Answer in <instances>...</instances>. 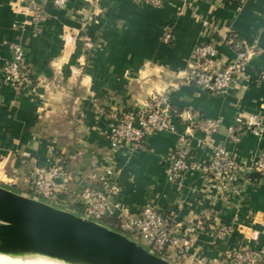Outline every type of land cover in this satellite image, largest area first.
<instances>
[{
  "label": "crops",
  "instance_id": "crops-1",
  "mask_svg": "<svg viewBox=\"0 0 264 264\" xmlns=\"http://www.w3.org/2000/svg\"><path fill=\"white\" fill-rule=\"evenodd\" d=\"M27 2L0 0V186L31 191V170L48 163L51 149L66 161L64 166L55 159L66 188L57 199L66 207L61 210L83 213V194L96 189L93 177L109 170L129 214L150 204L174 220L172 228L201 227L183 257L168 251L172 262L233 264L227 251L249 248L260 252L258 264H264V174L249 168L264 154V128L258 138L244 132L237 141L228 132L237 115H258L264 125V0H167L162 7L70 0L63 9L47 2L41 26L31 21ZM166 27L173 37L168 44L162 41ZM229 40L246 44L249 67L222 95L198 88L187 76L192 47L214 44L216 65L224 69L243 51ZM9 41L26 53L18 86L2 76L11 56L3 42ZM156 93L168 96L175 131L152 133L142 151L127 145L112 150L108 113L142 110ZM205 119L219 123L209 136L200 129ZM181 140L198 162L207 161L217 145L247 169L231 183L197 172L180 184L169 182L167 157ZM219 226L230 234L219 237ZM252 231L258 232L255 240Z\"/></svg>",
  "mask_w": 264,
  "mask_h": 264
},
{
  "label": "built area",
  "instance_id": "built-area-1",
  "mask_svg": "<svg viewBox=\"0 0 264 264\" xmlns=\"http://www.w3.org/2000/svg\"><path fill=\"white\" fill-rule=\"evenodd\" d=\"M70 0H28L27 9L30 12L31 21L41 26L46 18L44 4L49 2L56 9H63ZM145 3L153 7H162L167 0H133ZM187 4L188 0H173ZM171 30L164 28L162 41L168 44L172 40ZM10 51V59L2 67L3 81L12 86L20 85L25 78L26 53L21 44L16 41L3 42ZM236 48L242 46L243 51H238L235 61L229 63L224 69L216 65L217 51L214 44L204 42L195 44L191 49L192 64L189 66L187 76L198 88L215 95L224 94L235 83V74L243 72L249 67L251 54L246 44L231 42ZM260 78L264 79V71L260 72ZM170 107L168 96L165 93H156L151 96L150 104L142 110L111 111L108 113V130L106 137L112 150L127 145L132 151H142L145 141L156 131H175V126L170 122ZM219 123L205 119L200 129L207 136L214 133ZM263 121L258 115L244 118L237 115L232 126L228 128L230 137L237 141L244 132L258 138L263 132ZM190 147L184 140L177 143L176 147L167 157V176L169 182L180 184L186 175L197 172L201 176L212 181L231 183L241 176L247 166L237 158L235 154L224 146L212 147L211 155L205 162L193 159ZM48 155L54 156L48 149ZM264 174V154L259 155L249 167ZM63 171L55 159H48V163L42 166H34L30 173L31 191L33 195L44 201H56L58 195L66 189L61 180ZM101 187L86 190L84 199V215L90 220L101 223L103 218L118 220L120 231L128 232L131 237L141 239L150 251L165 259H170L168 251L172 249L173 255L183 257L188 248L194 244L199 226L186 228H172L173 219L163 217L151 205H145L139 214H129L119 203L121 192L111 171L107 170L103 177ZM39 200V199H38ZM40 200V201H42ZM43 201V202H44ZM219 237L224 238L230 234V228L219 226L216 230ZM258 232L252 231L249 238L255 240ZM227 257L233 264H258L261 254L257 250H229Z\"/></svg>",
  "mask_w": 264,
  "mask_h": 264
},
{
  "label": "water",
  "instance_id": "water-1",
  "mask_svg": "<svg viewBox=\"0 0 264 264\" xmlns=\"http://www.w3.org/2000/svg\"><path fill=\"white\" fill-rule=\"evenodd\" d=\"M0 253L78 264H171L102 223L0 187Z\"/></svg>",
  "mask_w": 264,
  "mask_h": 264
},
{
  "label": "bare ground",
  "instance_id": "bare-ground-1",
  "mask_svg": "<svg viewBox=\"0 0 264 264\" xmlns=\"http://www.w3.org/2000/svg\"><path fill=\"white\" fill-rule=\"evenodd\" d=\"M0 264H78L70 263L48 256L25 253V254H2L0 253Z\"/></svg>",
  "mask_w": 264,
  "mask_h": 264
},
{
  "label": "rangeland",
  "instance_id": "rangeland-1",
  "mask_svg": "<svg viewBox=\"0 0 264 264\" xmlns=\"http://www.w3.org/2000/svg\"><path fill=\"white\" fill-rule=\"evenodd\" d=\"M49 159H59L60 163H63V165L66 166V163H64V162H66L65 159L62 158V157H60V156H56V155H54L52 157L49 156ZM101 177H103V174H100L98 176L93 177L95 179V182L92 185L94 188L97 189V187L101 186V184H102V181H100V178ZM0 187L5 188V189L7 188L8 190H9V188H12L10 190L13 191V192H15V193H18V194H21V195H26V196H29V197H33V198L42 200V199L38 198L37 196L33 195L32 191H28V193L27 192L26 193H22L21 190L15 189V187H10V186H6V187L0 186ZM43 201L44 200H42V202ZM44 203H46V204H48V205H50L52 207L58 208V209H60L61 207L62 208H66L65 206H61V204H59L57 200L56 201H44ZM67 209H71V208H67ZM78 215L79 216H82V217H85V218H87V219L90 220V218L88 216L84 215V212L83 213H80V214L78 213ZM118 232H121L122 234L128 236L130 239L134 240L136 243H138L141 246H143L144 248H146L147 250H150L149 247H147V245L144 242H142L141 239H136L135 237H131V234L128 233V232H123V231H120V230ZM238 250H240V249H238ZM166 260H168L169 262H171V264H177V262H175V261L172 262L171 259H166Z\"/></svg>",
  "mask_w": 264,
  "mask_h": 264
},
{
  "label": "trees",
  "instance_id": "trees-1",
  "mask_svg": "<svg viewBox=\"0 0 264 264\" xmlns=\"http://www.w3.org/2000/svg\"><path fill=\"white\" fill-rule=\"evenodd\" d=\"M100 187L101 186H99L98 188H100ZM102 223L104 225H106L107 227L111 228V229H114V230H117V231L120 230L119 222L116 219H113V218H110V219L109 218H103L102 219Z\"/></svg>",
  "mask_w": 264,
  "mask_h": 264
}]
</instances>
